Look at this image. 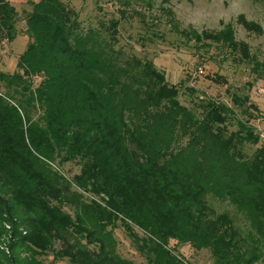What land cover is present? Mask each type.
Segmentation results:
<instances>
[{"label": "trees", "instance_id": "1", "mask_svg": "<svg viewBox=\"0 0 264 264\" xmlns=\"http://www.w3.org/2000/svg\"><path fill=\"white\" fill-rule=\"evenodd\" d=\"M32 5L23 24L16 5L0 0V43L19 32L28 37L18 72H0L9 94L0 92V188L30 213L28 231L10 220L18 243L43 253L44 240L33 236L60 228L76 241L63 252L70 264H136L116 252L112 234L120 222L147 264H187L171 240L207 250L209 264H264V143L251 125V109H258L249 97H233L242 118L214 100L196 112L153 63L116 50L118 20L84 26L64 0ZM237 22L264 33L243 15ZM188 35L252 58L232 24ZM33 111L41 115L33 118ZM56 162L77 163L80 173L69 181ZM85 195L106 196L104 205ZM210 197L242 212L249 228L243 232L232 214L217 213ZM7 204L0 196V210L8 212Z\"/></svg>", "mask_w": 264, "mask_h": 264}, {"label": "rangeland", "instance_id": "2", "mask_svg": "<svg viewBox=\"0 0 264 264\" xmlns=\"http://www.w3.org/2000/svg\"><path fill=\"white\" fill-rule=\"evenodd\" d=\"M8 1L16 5L19 18L24 24L35 0ZM64 1L79 12L84 26H95L99 20H118L119 43L115 46L116 50H121L127 60L153 63L159 72L166 75L169 84L179 89L180 102L196 112L200 109V104L214 100L233 108L236 117L242 118V109L234 104L233 97H249L247 104H253L258 109H251L257 116L251 121V125L264 143V73L259 72L262 70L259 67L256 71L254 68L255 65H264V33L258 35L249 32L237 22L239 16L243 15L248 21H254L264 29V0H128V5L124 3L126 0ZM227 24L233 25L238 41L249 45L252 57L249 61L244 60L240 52L233 53L229 48L213 42L197 43L188 35L192 31L218 32ZM27 39L19 32L12 43H0V72L8 75L18 72V57L25 52ZM39 82L36 78L34 86ZM5 89V83L0 82V92L9 96ZM40 115L41 111L32 112L33 118ZM232 128L236 126L232 125ZM55 164L52 165L53 168L69 181L81 170L77 163ZM4 188L5 185L0 188V196L8 203L6 206L9 211L5 212V208L0 210V216H3L0 219V264H29L32 261L39 264H70L63 252H72L76 241L63 229L51 228L48 232L41 230L42 233L33 236L34 240L37 236L44 240L46 249H43V253L37 251L36 246L25 248L18 243L15 226L10 224V220H13L21 232L28 231L25 219L30 213L22 202H15ZM85 196L87 202L95 200L104 205L106 196ZM209 201L217 213L232 214L243 232L249 228L246 216L234 206L213 197ZM62 206L74 216L71 204ZM134 230L139 236H143V231L135 225ZM112 236L116 252L122 258L136 264H147L138 244L120 222ZM16 242L19 245H15ZM83 243L86 244V241ZM88 246L96 249L93 244ZM169 248L187 264H209L211 261L210 252L196 251L189 244L171 240Z\"/></svg>", "mask_w": 264, "mask_h": 264}]
</instances>
